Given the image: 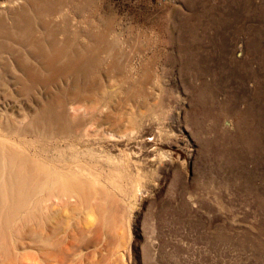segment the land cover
<instances>
[{
	"label": "rangeland",
	"instance_id": "rangeland-1",
	"mask_svg": "<svg viewBox=\"0 0 264 264\" xmlns=\"http://www.w3.org/2000/svg\"><path fill=\"white\" fill-rule=\"evenodd\" d=\"M25 3L36 41L24 49L37 43L30 93L38 105L66 90L77 125L24 144L102 181L118 169L129 205L89 262L264 264V0H0L9 11ZM56 48L82 71L42 69Z\"/></svg>",
	"mask_w": 264,
	"mask_h": 264
},
{
	"label": "bare ground",
	"instance_id": "bare-ground-1",
	"mask_svg": "<svg viewBox=\"0 0 264 264\" xmlns=\"http://www.w3.org/2000/svg\"><path fill=\"white\" fill-rule=\"evenodd\" d=\"M9 10L0 6V264H93L89 258H96L101 249L102 228L114 233L128 214L129 205L116 180L119 172H110L105 182L98 169L70 165L61 152V164L48 162L24 144L27 133L35 140L60 137L77 124L67 113L72 97L66 90L45 96L38 105L37 96L31 95L38 82L37 43L26 51L24 40L26 32L32 33L29 13L35 9L25 3ZM28 40L36 41L33 36ZM66 51L56 48L41 60V68L52 76L82 71L83 60L57 61ZM15 110L22 113L23 125L15 121ZM92 232L93 238L97 236L94 244L88 239ZM118 241L116 249L124 251L125 235Z\"/></svg>",
	"mask_w": 264,
	"mask_h": 264
}]
</instances>
